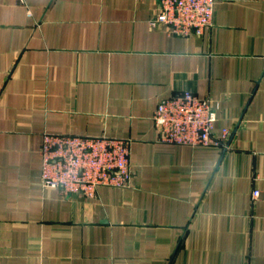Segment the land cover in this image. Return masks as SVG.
<instances>
[{"label":"crops","instance_id":"obj_1","mask_svg":"<svg viewBox=\"0 0 264 264\" xmlns=\"http://www.w3.org/2000/svg\"><path fill=\"white\" fill-rule=\"evenodd\" d=\"M158 11L0 0V264H264V0H216L202 35ZM183 91L214 102L228 147L159 140ZM45 133L130 140L131 185L44 187Z\"/></svg>","mask_w":264,"mask_h":264},{"label":"built area","instance_id":"obj_2","mask_svg":"<svg viewBox=\"0 0 264 264\" xmlns=\"http://www.w3.org/2000/svg\"><path fill=\"white\" fill-rule=\"evenodd\" d=\"M215 3L216 0H159V11L151 25L163 27L170 35H202L213 24ZM153 119L162 142L228 147L230 129H224L221 138L213 135L218 113L210 98L183 91L162 100ZM40 152L43 186L56 188L63 195L94 197L102 185H131L130 140L45 133ZM259 195L255 190L254 198Z\"/></svg>","mask_w":264,"mask_h":264},{"label":"rangeland","instance_id":"obj_3","mask_svg":"<svg viewBox=\"0 0 264 264\" xmlns=\"http://www.w3.org/2000/svg\"><path fill=\"white\" fill-rule=\"evenodd\" d=\"M85 196V195H84Z\"/></svg>","mask_w":264,"mask_h":264}]
</instances>
